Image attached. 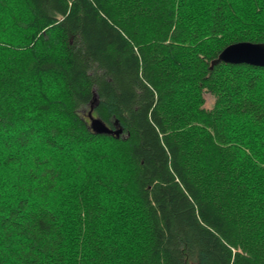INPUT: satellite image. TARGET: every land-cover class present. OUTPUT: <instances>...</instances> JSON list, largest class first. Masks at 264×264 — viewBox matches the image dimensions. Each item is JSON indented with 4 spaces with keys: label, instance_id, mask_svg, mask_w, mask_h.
<instances>
[{
    "label": "trees",
    "instance_id": "trees-1",
    "mask_svg": "<svg viewBox=\"0 0 264 264\" xmlns=\"http://www.w3.org/2000/svg\"><path fill=\"white\" fill-rule=\"evenodd\" d=\"M240 41L264 0H0V264H264Z\"/></svg>",
    "mask_w": 264,
    "mask_h": 264
},
{
    "label": "water",
    "instance_id": "water-1",
    "mask_svg": "<svg viewBox=\"0 0 264 264\" xmlns=\"http://www.w3.org/2000/svg\"><path fill=\"white\" fill-rule=\"evenodd\" d=\"M220 62L264 66V42L240 41L226 46L212 61V66Z\"/></svg>",
    "mask_w": 264,
    "mask_h": 264
},
{
    "label": "rangeland",
    "instance_id": "rangeland-1",
    "mask_svg": "<svg viewBox=\"0 0 264 264\" xmlns=\"http://www.w3.org/2000/svg\"><path fill=\"white\" fill-rule=\"evenodd\" d=\"M204 97H205V100H206L204 106H205L206 108H212L213 105H214V102H215V98H214V96H213L211 93L205 92V93H204ZM90 110H91V108H90ZM85 111H86V113H87L88 109L86 108ZM36 152H38V151H36ZM95 158H96V157H95ZM95 158H94V159H95Z\"/></svg>",
    "mask_w": 264,
    "mask_h": 264
}]
</instances>
